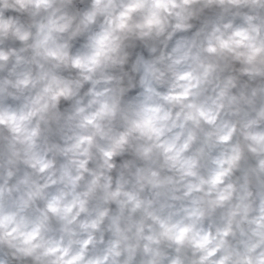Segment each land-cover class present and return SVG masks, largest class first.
Instances as JSON below:
<instances>
[{
    "label": "clouds",
    "instance_id": "9594fccd",
    "mask_svg": "<svg viewBox=\"0 0 264 264\" xmlns=\"http://www.w3.org/2000/svg\"><path fill=\"white\" fill-rule=\"evenodd\" d=\"M0 264H264V0H0Z\"/></svg>",
    "mask_w": 264,
    "mask_h": 264
}]
</instances>
